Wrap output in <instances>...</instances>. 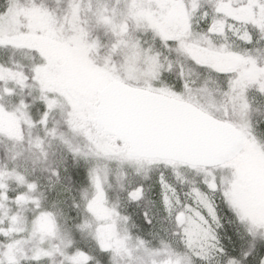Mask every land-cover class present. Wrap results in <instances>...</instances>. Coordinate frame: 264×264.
Returning <instances> with one entry per match:
<instances>
[{"label": "snow or ice", "instance_id": "1", "mask_svg": "<svg viewBox=\"0 0 264 264\" xmlns=\"http://www.w3.org/2000/svg\"><path fill=\"white\" fill-rule=\"evenodd\" d=\"M0 264H264V0H0Z\"/></svg>", "mask_w": 264, "mask_h": 264}]
</instances>
